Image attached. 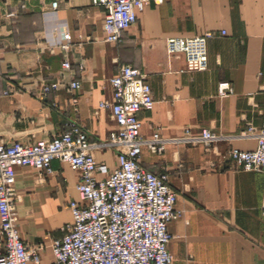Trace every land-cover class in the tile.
I'll return each instance as SVG.
<instances>
[{
	"label": "crops",
	"instance_id": "crops-1",
	"mask_svg": "<svg viewBox=\"0 0 264 264\" xmlns=\"http://www.w3.org/2000/svg\"><path fill=\"white\" fill-rule=\"evenodd\" d=\"M103 19L90 0H0V142L50 140L69 122L91 142H105L116 126L98 104L111 100L109 80L121 66L138 69L154 101L137 114L140 137L166 141L160 154L143 146L140 164L167 175L177 196L178 215L168 226L172 264H264V175L242 171L229 159L232 149L255 148L253 138L242 136L248 126L264 130V0L151 2L117 44L104 41ZM204 33L212 34L207 69L180 73L184 58L167 57L166 39ZM74 81L77 90L69 89ZM223 82L232 94L220 98ZM51 83L57 90L44 96ZM202 130L219 137L210 148L185 141ZM93 156L116 167L109 148ZM50 167L49 175L15 170L20 238L39 248L40 264L52 262L51 243L71 222L68 203L79 199V172L58 161Z\"/></svg>",
	"mask_w": 264,
	"mask_h": 264
},
{
	"label": "built area",
	"instance_id": "built-area-1",
	"mask_svg": "<svg viewBox=\"0 0 264 264\" xmlns=\"http://www.w3.org/2000/svg\"><path fill=\"white\" fill-rule=\"evenodd\" d=\"M102 8L104 41L117 44L124 31L133 26L137 15L151 2L162 0H90ZM57 4H51L56 10ZM224 34V33H222ZM211 33L192 37H171L165 41L168 58L181 55L185 66L180 73L203 72L207 69V42ZM70 37L63 34L62 48ZM62 69H68L62 64ZM111 100L98 104V110L109 113L116 130L103 143L91 142L76 123L64 124V130L50 140L33 144L0 142V264H40L39 248L27 247L20 238L15 210V170L28 167L43 174L51 173V162L58 161L79 172L75 186L78 201H70L71 222L61 228L62 237L51 243L50 264H172L168 245L173 239L168 226L175 212L176 193L167 175L146 171L140 164L141 149L152 154L164 151L166 141L154 134L150 140L140 137L137 114L149 111L154 101L145 75L130 66H121L109 80ZM77 81L69 89L77 90ZM57 84L43 87L47 96ZM232 94L229 83L218 84L220 98ZM75 103V100H73ZM264 124V117H263ZM243 137L255 140L250 151L232 149L229 159L242 171L264 175V130L254 133L251 126ZM219 139L209 130L195 138L208 149ZM109 148L116 154V167L109 169L97 163L93 151ZM264 215V185L260 205Z\"/></svg>",
	"mask_w": 264,
	"mask_h": 264
},
{
	"label": "rangeland",
	"instance_id": "rangeland-1",
	"mask_svg": "<svg viewBox=\"0 0 264 264\" xmlns=\"http://www.w3.org/2000/svg\"><path fill=\"white\" fill-rule=\"evenodd\" d=\"M40 174H42V175H49V174H43V173H40ZM15 210L17 211V206H16V204H15ZM20 220H21V218H19V226H20Z\"/></svg>",
	"mask_w": 264,
	"mask_h": 264
}]
</instances>
